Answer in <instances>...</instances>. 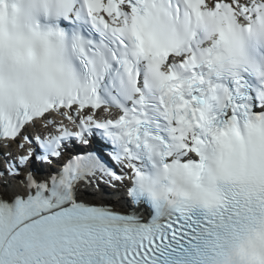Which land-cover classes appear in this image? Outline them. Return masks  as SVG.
<instances>
[{
	"label": "snow or ice",
	"instance_id": "6c2138e0",
	"mask_svg": "<svg viewBox=\"0 0 264 264\" xmlns=\"http://www.w3.org/2000/svg\"><path fill=\"white\" fill-rule=\"evenodd\" d=\"M0 264H264V0H0Z\"/></svg>",
	"mask_w": 264,
	"mask_h": 264
},
{
	"label": "bare ground",
	"instance_id": "6f19581e",
	"mask_svg": "<svg viewBox=\"0 0 264 264\" xmlns=\"http://www.w3.org/2000/svg\"><path fill=\"white\" fill-rule=\"evenodd\" d=\"M91 191V190H89ZM105 199V198H104ZM120 200V199H119ZM119 200L116 202V203H112V204H115V205H118L119 204ZM111 203V202H110Z\"/></svg>",
	"mask_w": 264,
	"mask_h": 264
}]
</instances>
